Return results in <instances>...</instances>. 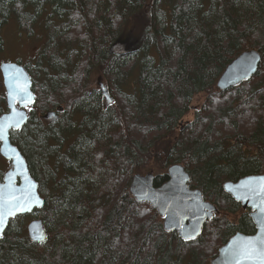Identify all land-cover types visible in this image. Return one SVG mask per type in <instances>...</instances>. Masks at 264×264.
Returning <instances> with one entry per match:
<instances>
[{
	"label": "trees",
	"instance_id": "obj_1",
	"mask_svg": "<svg viewBox=\"0 0 264 264\" xmlns=\"http://www.w3.org/2000/svg\"><path fill=\"white\" fill-rule=\"evenodd\" d=\"M43 13L46 42L25 65L35 102L10 140L39 183L37 217L50 243L30 242L17 217L0 241V264H210L229 237L252 232L222 185L264 173V0H0V31L12 17L31 37ZM113 45L121 55L109 53ZM247 50L261 55L257 72L218 90L226 65ZM134 67L128 94L123 80ZM93 71L114 99L105 110ZM197 95L202 105L191 108ZM171 165L216 209L192 240L167 231L128 190L147 173L165 181ZM59 211L67 217L57 224Z\"/></svg>",
	"mask_w": 264,
	"mask_h": 264
},
{
	"label": "water",
	"instance_id": "obj_2",
	"mask_svg": "<svg viewBox=\"0 0 264 264\" xmlns=\"http://www.w3.org/2000/svg\"><path fill=\"white\" fill-rule=\"evenodd\" d=\"M261 55L255 50L241 52L232 59L219 76L216 87L225 91L250 79L258 70ZM2 85L5 90L6 111L0 115V156L9 162V168L0 180V240L10 220L17 216L40 210L44 199L38 192V182L29 172L26 159L10 140L11 130H20L28 121L27 108L33 107L35 94L32 80L25 68L17 62L0 63ZM102 95L111 104L105 90ZM168 179L154 187V176L147 173L134 177L129 192L139 202H147L163 218L167 231H175L182 239L200 235L202 227L212 218L215 208L204 202L199 190L188 187L189 175L179 165L167 170ZM222 189L242 209H249L255 232L244 235L236 232L222 245L210 264H264V174L250 175L237 181H227ZM30 241L42 244L47 232L41 220H33L26 226ZM255 250L254 255L246 252Z\"/></svg>",
	"mask_w": 264,
	"mask_h": 264
},
{
	"label": "rangeland",
	"instance_id": "obj_3",
	"mask_svg": "<svg viewBox=\"0 0 264 264\" xmlns=\"http://www.w3.org/2000/svg\"><path fill=\"white\" fill-rule=\"evenodd\" d=\"M204 1V0H202ZM210 9L208 10L207 15V22H213L215 20V11L214 6H210ZM208 7L205 5L203 11L207 12L206 10ZM47 13V12H46ZM43 13L42 15H35V24L33 25V36L29 37L25 33L21 32L18 29V25L15 22L14 18H9L7 23H5L0 31V35L3 41L2 49H0V63L1 62H7V61H13L18 62L21 65L25 66L26 64L34 65L38 55L40 54V51L43 48V45L46 42V36L48 34L47 30L44 29V26L42 28L41 24H43L42 21H45L47 14ZM167 50L170 51V45L167 46ZM34 68V67H33ZM134 67V69L130 72L128 77H126L123 82V90L128 93L132 94L133 91H135V79L137 76L138 71ZM136 71V72H135ZM1 73H0V94H3V87L1 85ZM90 80V86L93 89L99 90L100 85L102 87H105V79L97 72L93 71L90 73L89 76ZM4 97V96H3ZM203 99L201 98V95L194 96L191 100L190 106L191 108L200 107L202 105ZM192 118V112H189L183 121H188ZM45 122H49L48 119L45 120ZM23 137H25V134L23 131L21 132L19 139L21 140ZM33 142H26V149L30 150V154L33 150ZM29 154V155H30ZM0 167L3 168V171L8 168V162L4 160L2 157H0ZM38 214H31L27 215L24 218H22L19 222H22L23 230L25 231V227L28 224L29 221L32 219H37ZM67 217V214H64L63 211H59L56 214V223L60 224L64 221V219ZM58 238H55V242H57ZM50 241H47V244H49Z\"/></svg>",
	"mask_w": 264,
	"mask_h": 264
},
{
	"label": "flooded vegetation",
	"instance_id": "obj_4",
	"mask_svg": "<svg viewBox=\"0 0 264 264\" xmlns=\"http://www.w3.org/2000/svg\"><path fill=\"white\" fill-rule=\"evenodd\" d=\"M112 53H114V54H116V55H121L119 52H117V50H116V45H114V47H113V49H111V53L110 54H112ZM101 91V90H100ZM100 96V98H101V104L104 106V110L108 107V106H111L113 103H114V99L111 97L110 99L112 100V102H111V104H109V102H108V100L105 98V95H99ZM110 96V95H109ZM55 115V114H54ZM76 118H78V120H80V118H81V116L80 115H77L76 116ZM59 119V117L58 116H53V120L55 121V120H58ZM167 176V175H166ZM167 179H168V177L166 178V180L165 181H162L161 183H156V176L154 177V183H153V186L154 187H158V186H160L161 184H163L164 182H166L167 181ZM191 190L193 189V188H190ZM244 212H246L247 214H248V212L247 211H244ZM251 224H252V222H251ZM252 226H253V224H252ZM255 232V228H254V226H253V231L252 232H250V233H244L245 235H252L253 233ZM172 233H176L177 234V236H179V234L177 233V232H172ZM187 240H192V239H187Z\"/></svg>",
	"mask_w": 264,
	"mask_h": 264
},
{
	"label": "snow or ice",
	"instance_id": "obj_5",
	"mask_svg": "<svg viewBox=\"0 0 264 264\" xmlns=\"http://www.w3.org/2000/svg\"><path fill=\"white\" fill-rule=\"evenodd\" d=\"M0 132H2V130H0ZM2 216H3V214L0 213V224L3 223V218H2ZM246 254H247V255H254V254H256V253H255V250H250V251H247ZM261 255H264V253H261Z\"/></svg>",
	"mask_w": 264,
	"mask_h": 264
}]
</instances>
